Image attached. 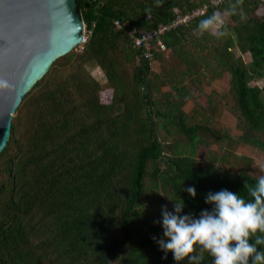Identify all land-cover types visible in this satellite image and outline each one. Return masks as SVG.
<instances>
[{
	"label": "trees",
	"instance_id": "1",
	"mask_svg": "<svg viewBox=\"0 0 264 264\" xmlns=\"http://www.w3.org/2000/svg\"><path fill=\"white\" fill-rule=\"evenodd\" d=\"M210 1L75 0L88 38L25 93L0 153V264H176L152 239L163 237L154 223L162 206L173 211L181 199V215L198 217L211 210L210 191L247 198L257 178L249 159L219 152L232 143L220 111L228 96L238 141L264 153V86L249 84L264 80V0H244L247 19L228 18L230 35L219 40L195 33L200 19L228 4ZM203 5L202 16L160 36L168 54L153 45L162 70L152 72L131 37L168 24L174 10ZM87 65L101 70L105 86ZM224 74L226 93L210 91L183 111L199 85Z\"/></svg>",
	"mask_w": 264,
	"mask_h": 264
},
{
	"label": "clouds",
	"instance_id": "2",
	"mask_svg": "<svg viewBox=\"0 0 264 264\" xmlns=\"http://www.w3.org/2000/svg\"><path fill=\"white\" fill-rule=\"evenodd\" d=\"M243 4L244 0H228L226 8L200 19L195 29L197 37H228V18L239 15L242 21L247 19ZM162 6L163 0H156V7ZM146 13L150 15L151 8ZM9 87L6 80L0 79V91ZM185 191L193 198L197 194L192 186ZM204 202L212 206L211 210H201L198 217L181 215L185 207L181 199L175 200L173 211L162 206V220L154 223L161 224L163 237L152 239L165 254L163 258L170 252L176 264L185 260L201 264L206 253L212 257V264H264V174L248 187L247 198L222 189L208 192Z\"/></svg>",
	"mask_w": 264,
	"mask_h": 264
},
{
	"label": "water",
	"instance_id": "3",
	"mask_svg": "<svg viewBox=\"0 0 264 264\" xmlns=\"http://www.w3.org/2000/svg\"><path fill=\"white\" fill-rule=\"evenodd\" d=\"M75 0H0V153L25 93L58 57L81 40Z\"/></svg>",
	"mask_w": 264,
	"mask_h": 264
},
{
	"label": "rangeland",
	"instance_id": "4",
	"mask_svg": "<svg viewBox=\"0 0 264 264\" xmlns=\"http://www.w3.org/2000/svg\"><path fill=\"white\" fill-rule=\"evenodd\" d=\"M75 52H80L78 48L72 49ZM165 55L168 54V51H164ZM237 54V53H236ZM235 54V55H236ZM238 55V54H237ZM242 59L245 62L249 61V57L247 54L242 56ZM163 66V65H162ZM87 74L98 84L105 86V78L101 72V70L94 65H87L85 67ZM150 70L155 73H159L162 69L160 67V64L157 62V60H151L150 61ZM251 86H257L262 87L264 86V80L260 79L258 81H251L249 83ZM228 85H229V76L228 74H224L220 79L213 81L211 84H204L202 83L199 85L197 89L193 91V98L194 101L187 102L184 107L183 111L188 113L190 110H192L197 104H202L205 100V96L211 91L215 92L216 94H222L226 93L228 91ZM168 91V87L162 86L160 87V92L165 93ZM223 103L225 105L221 109V117L220 122L221 125L225 130H227L232 138V143L227 144H221L222 148L225 149H219V152L227 153L229 152L232 156L238 158L242 157L245 159H249V173L258 178L259 175L264 174V153L257 150L256 148L246 145L244 143H241L238 141L239 132L235 129V121L234 118L231 116V114L228 112V107L230 106L229 97L225 98L223 100ZM204 151L202 149H199L197 152V157L199 159L203 158ZM229 159V158H228ZM235 160V161H236ZM234 161V162H235ZM234 162L230 163L233 164Z\"/></svg>",
	"mask_w": 264,
	"mask_h": 264
},
{
	"label": "built area",
	"instance_id": "5",
	"mask_svg": "<svg viewBox=\"0 0 264 264\" xmlns=\"http://www.w3.org/2000/svg\"><path fill=\"white\" fill-rule=\"evenodd\" d=\"M222 0H211L210 3L212 5H217ZM207 9V6L203 5L201 7H197L191 10L189 13L181 14L174 10V18L168 24L159 25L151 30L143 31L138 36L131 37L132 44L135 48L140 49L142 51V56L144 59L151 61L152 54L151 49L153 45H155L160 51H165L164 45L160 42V36H162L165 32L175 29L180 25H184L188 23L190 20L202 16ZM116 27H118V23H114ZM89 32L83 28L81 40L75 46L79 50L82 49L83 44L86 42L88 38Z\"/></svg>",
	"mask_w": 264,
	"mask_h": 264
}]
</instances>
